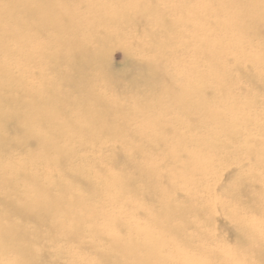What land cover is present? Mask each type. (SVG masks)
Here are the masks:
<instances>
[{
    "label": "bare ground",
    "instance_id": "obj_1",
    "mask_svg": "<svg viewBox=\"0 0 264 264\" xmlns=\"http://www.w3.org/2000/svg\"><path fill=\"white\" fill-rule=\"evenodd\" d=\"M164 2V0H4V4L0 3V151L4 152L0 155V201L1 192H5L7 187L15 189L16 192L20 190L12 183L16 178L20 180L26 177L29 182H33L27 189L25 188L27 197L30 198H20L8 203V208L4 210L5 214H0V257L14 253L18 258L13 260V264H26L27 259L31 258L29 243L32 240L39 241L41 236L40 232L36 231L33 237L29 238L25 223L12 222V213L14 216H20L24 221H33L41 226L47 225L56 213L69 217L73 221L71 227L76 229L80 228L84 220L97 224L95 220L97 213L91 209L86 216L79 213V209L84 205V199L95 196L97 187L90 184L88 180H84L82 173L78 170L70 172L77 188L72 197L76 202L72 211L62 204V210L56 212V204L59 202L52 196L44 201L40 199L42 192H50V189L39 187V171L42 169L46 171L45 168L52 170L53 165L58 166L64 161L60 154L61 149L55 143L63 141L67 147H70V143L72 145L77 139L75 136L77 132L79 142L83 144L94 142L91 136L100 133L117 135L127 127L146 121L150 112L162 105L164 100L165 103L172 102L170 105L172 111L164 109L162 112L165 113L175 110L173 106L175 100L178 105L181 104L179 109L188 115L186 117L189 125H185L187 133L191 129L189 126L195 124L200 131H202L201 127H209L210 135L216 136V138H210L208 134L203 137L197 136L199 139L197 143H202L200 146L197 144L196 151L199 155L188 153L189 161L182 166L184 169L182 177L186 182L195 181L197 176L202 181L216 176L217 162L203 157H212L217 153H225L227 158L232 155L247 157L255 168L264 167V142L261 141L263 139L258 140L257 135L252 133L253 130L258 135L262 133L261 127L264 123L262 124L261 116L258 113H252L246 117L241 112L240 114L244 115L241 118L238 112L231 111V117L228 118V115L225 116L223 111H220L219 106L213 109L216 106L201 105L200 102L205 98L203 94L197 99L201 88L210 86L218 90L219 87L223 89L227 83L231 84V79L224 75V66L221 63L232 64L238 54L241 58L254 59L259 64L262 62L260 51L253 48L245 50L243 45L248 39L246 34L254 30L256 22L260 20L264 24V0H203L196 8L187 5V0H175L171 3L172 6L165 5L164 10L161 11L160 6ZM206 2H209L208 5L204 4ZM156 3L160 9L147 12L155 8ZM207 6H213L210 9L211 12ZM176 9H180L187 15L186 19L183 17L184 23L187 19L192 20L188 14L199 15L193 21H198L200 27L202 12L208 14L209 11L212 15H216L221 11L214 20L218 28L217 32L222 35V38L234 39L230 55L221 53L222 47L229 45L222 42L221 37L214 38L210 42L208 38L199 36L193 44L195 61L186 70L185 75L182 74L179 77L176 75L174 82L164 75L162 70L165 66L163 67L159 61L150 62L145 59V65L140 68H136L131 63L126 81L133 82L134 88H138V83L141 82L144 88L137 92L128 91L131 94V105L125 107L124 99L118 98L115 91V87H118L120 82L123 83V72L114 71L110 64L104 63L108 52L105 42L109 40L111 43L115 39H122L120 31L124 27L135 29L136 26L147 23L161 24L158 22L165 21L166 17L174 14ZM222 18L225 19L224 22ZM26 19L29 20L32 31L30 55L27 53L26 31H20L21 28H26ZM256 34L254 33L251 37ZM44 35L45 39L42 40ZM161 38L163 37H152L148 43L144 45L138 43L135 47H132V44V48L127 49L129 59L135 54V50L137 53H145V57L149 51H164L167 48V41ZM14 40L19 43L16 48H12L11 51L3 49L7 43ZM250 42L254 44V40ZM185 44L181 42L180 46ZM172 48L171 46L170 50ZM215 53H217L216 58L210 61V54ZM10 54L16 57V60L10 59ZM37 56L41 58H36ZM202 61L208 64L207 74L211 76L210 80H207L206 74L201 71ZM54 75L58 77V86L46 91L43 83ZM188 77L191 78L190 85H186ZM2 79L5 82L2 83ZM222 93L225 92L218 90L216 93L218 100L223 98ZM158 117L161 119L162 115L159 114ZM151 121L152 119L146 123L151 124ZM249 123H252L251 129H249ZM236 124L245 125L246 130L236 131ZM11 133L16 135L11 136ZM147 134L154 135V129L149 127ZM224 135H230L232 139L238 136L241 140L231 141L236 144L235 146L226 145L225 143L231 142L222 141L221 137ZM32 139L37 143L38 152H23L19 159V163H29L28 167H12L11 164L14 162L12 149L24 150L25 145L27 146L28 141ZM73 151L74 149L70 152ZM43 156H52L56 162H42ZM201 159L206 162H202ZM209 160L213 162L208 163ZM26 171L31 173L32 179ZM168 181L166 176L154 175L150 186L152 188L160 186L167 191L172 183ZM120 183L121 192H137L133 186V178H125V181ZM251 184H256V181L252 180ZM104 185H106L105 182ZM31 191H33L32 194H30ZM193 195L194 200H200L197 193ZM190 199L193 198L190 196L183 199L185 202L180 205L162 202L166 210L157 214L168 223L181 219L183 225L180 223L176 226L179 228L172 230L165 229L157 223L156 225L162 228L159 233L179 236V232L183 231L184 226L187 225H185L187 220L185 221L184 217L192 213L200 225L199 237L208 242L211 239L213 242L219 241L221 235L216 231L212 232L209 228L210 216L203 214V210L207 207L196 205L195 208L188 209L187 203L193 202L189 201ZM251 200L259 203L260 206L264 205V187L261 188L259 195L252 197ZM114 202L119 203L120 199ZM209 207H214L216 210L218 203L215 201ZM99 210L102 212L101 209ZM113 215L116 216V214ZM113 215L109 216L113 217ZM232 219L236 224L246 228L244 235L238 234L235 237L236 245L246 249L245 254L237 258L248 263L264 264V233L256 235L249 228L251 225L255 227L256 221L249 220L248 226H244L239 215L233 216ZM111 220L115 225L113 228L108 230L97 224L99 233L93 234L108 240L112 238L121 264H171L173 262L161 256V251L165 247L164 243L154 240L153 236L147 233L139 237L138 229L136 233L139 238H134L131 236L133 230L130 227L128 228L132 232L124 241L113 231L118 229L122 220L120 218L118 220L111 218ZM95 230L96 227L93 226L91 232ZM68 232L66 230L65 233L68 237L76 235ZM192 239L193 237L189 241ZM209 244L205 243L203 247L198 248L209 254L211 258L221 256L216 249L209 247ZM107 258H103L104 262L108 261ZM36 263L34 261V264ZM191 264H199V261L193 259Z\"/></svg>",
    "mask_w": 264,
    "mask_h": 264
},
{
    "label": "rangeland",
    "instance_id": "obj_2",
    "mask_svg": "<svg viewBox=\"0 0 264 264\" xmlns=\"http://www.w3.org/2000/svg\"><path fill=\"white\" fill-rule=\"evenodd\" d=\"M164 1V4L160 6L161 11L164 10L163 6L171 5L172 2H175V0ZM202 1L187 0V5L196 8ZM0 3L4 4V0H0ZM208 3L204 4L208 5ZM212 7L207 6L209 11ZM160 8H158L156 3V7L149 9L147 12L152 10L158 11ZM200 11L202 12V10ZM209 11L208 14L202 12L200 19L202 20L201 27L198 25V21H193L199 15L187 13L192 20L187 19V22L185 21L184 23L183 17L186 19L187 15L180 9H176L174 10L175 13L169 14L165 21L158 22L161 24L153 25L147 23L138 27L136 26L135 29H125L126 27H124L120 31L121 36H123L122 39H115L111 43L109 40L105 42L108 52L104 63L110 64L114 71L123 72V83L120 82L118 87H115L116 85L114 87L117 93L116 96L124 99L125 107H130L131 105V94L128 91L137 92L139 89L144 88L140 84L141 82L138 83V88H134L132 87L133 82L126 81L131 63L136 68H140L145 65V59L150 62L159 61L165 68H158H163L164 75L174 82L176 75L178 77L182 74L185 75L186 70L195 61L196 57H193L195 50L193 44L199 36L208 38L210 42L214 38L221 37L222 42L229 44L222 47L221 53L230 55L234 39L226 40L225 37L222 38V35L217 32L218 28L214 20L221 11L216 15H212L211 11ZM221 20L225 21L224 18ZM28 21L26 19V28H21L20 31H26L28 42L27 53L30 55L32 50L30 43L32 31ZM254 33L257 34L251 37ZM246 35L248 39L244 41L243 48L245 50L253 48L256 51H260L259 54L262 62L259 64L254 59H244L238 54L236 60L232 61V64L221 63L224 66V75L231 79V84L227 83L223 89L218 88L220 92H225L222 93L223 98L218 100L216 98L217 88L215 87L214 89L208 86L198 91L197 99L204 95L205 98L201 102L198 100L201 105L216 106L213 109L219 106L221 108L220 111H223L225 116L228 115V118L231 117V111L238 112L241 118L244 117L243 114H240L241 112L246 117L252 113H258L262 118L263 124L264 24L258 20L254 25V30H250ZM152 37H163L161 39L167 41V48L164 51H149L146 57L144 56L145 53H141L140 51H138L140 53H137L135 50V54L129 59L130 56L127 49L135 47L138 43L144 45ZM42 38L44 40L45 35ZM251 40H254V44L250 42ZM181 42L186 44L180 46ZM18 44L14 40L7 43L3 49L11 51ZM132 44L133 46L131 47ZM171 46L173 48L170 50ZM216 55L217 53L210 54L209 60L214 61ZM9 58L16 60V57L12 54H10ZM36 58L41 57L37 56ZM191 68L193 71L194 67L192 66ZM207 69V62L202 61L201 71L206 74V79L210 80L211 76L207 74ZM110 74L112 75V73ZM58 81V77L54 75L44 81L43 87L46 91L54 89L58 86ZM1 82L3 83L5 80L2 79ZM190 83L191 78L188 77L186 85H190ZM112 84L114 85V82ZM171 104L172 102L165 103L164 100L162 105H157L158 107L150 112L154 116L149 114V118L146 121L136 123L132 127H127L117 135L112 136L100 133L99 135L91 136L94 142L90 141L83 144L79 142V133L77 132L75 136L78 140L76 139L72 145L68 142L70 143V147H67V144L63 141L55 143L56 146L60 147V154H62L64 161L58 166L53 165L54 169L52 170L45 168L46 171L43 169L39 171V187L50 189V192H42L40 199L44 201L52 196L53 199L59 202L56 204V212L62 210V204L72 211L76 203L72 197H74L77 188L70 172L78 170L82 173L84 180H88L90 184L97 187L95 188L97 191L95 196L84 199V205L79 209V213L86 216L88 210L91 209V211L97 213V215L95 214L97 224L108 230L115 226L112 224L111 218H116L117 220L120 218L122 221L118 229L113 231L124 241L132 232L128 228L130 227L133 230L131 236L134 238H139L144 233H147L153 236L154 240L164 243L165 247L161 251V256L172 260L171 264H191L193 259L199 261V264H253L240 261L237 258L239 255H244L246 249L236 245L235 237L238 234L244 235L243 233H246V228L236 224L232 218L235 215H239L243 220L244 226H248L247 222L249 220L256 221L254 222L255 227L251 225L249 228L256 235H260L261 232L264 233V212H262L264 205L260 206L259 203H254L251 200L252 197H257L261 188L264 187V167L255 168L247 157H235L232 155V157L227 158L225 153H217L212 157H203L204 159L209 158L217 162L216 176L208 178L206 181H202L197 176L195 181L186 182L182 177V173L184 172L182 166L189 161L188 153L192 152L194 155H199V152L196 151L197 144L200 146L202 143H197L199 140L197 136L203 137L206 134L210 138H216V136L210 135L211 129L209 127H201L202 131H200L195 124L189 126L191 129L187 133L185 125H189L186 117L188 115L181 112L182 110L179 109L180 103L178 105L175 100V103H173L175 110L173 109V112H162L164 109L172 111ZM159 114L162 115L161 119L158 117ZM151 119V124H147ZM244 126L236 124L235 130H246ZM248 126L251 129L252 123H249ZM149 127L154 129V135L149 136L147 134ZM261 130L262 133L259 135L254 130L252 133L257 135L258 140L261 138L263 139L261 141L264 142V126L261 127ZM15 135L11 133V136ZM221 140L237 142L241 139L238 136H234L232 139V136L224 135L221 137ZM234 142L225 144L235 146ZM203 147L207 148L208 146ZM73 149L74 151L70 152ZM23 152H38L36 141L33 139L29 140L24 150L12 149L14 160L11 164L12 167H28L29 163H19ZM2 154L4 152L0 151V155ZM52 156H43L41 160L47 163L56 162ZM201 161L206 162L203 159ZM207 162L212 163L213 161L209 160ZM26 172L32 179L31 173L29 171ZM154 175L166 176L167 181L172 182L170 189L166 191L160 186L152 188L150 181H152V176ZM125 178L134 179L133 186L137 190L136 193H130L129 191L121 192L120 182L125 181ZM252 180H255L256 184L252 185ZM104 182L106 185H104ZM12 183L15 188L19 187L20 190L16 192L15 189L7 187L5 192H1L0 214L2 215L5 214L4 210L8 208V203L20 198H30L27 197L26 189L33 182H29L25 177L20 180L16 178ZM32 193L33 191L30 194ZM192 193H197V196H200V200H194ZM190 196L193 199L189 201L193 202L187 203L189 205L188 209L195 208L196 205L207 207L203 210V214L210 216L209 228L212 232L215 233L216 231V233L218 232L221 235L219 241L213 242V239H211L208 242L199 237L200 233L198 229L200 225L196 222V218L192 213L184 217L185 221L187 220L185 225H190L188 227L187 225L184 226L183 231L179 232V236L162 235L159 233L162 228L156 225L157 223L165 227V229L170 228L172 230L179 228L176 226H179L180 223L183 225L181 219L172 220L168 223L157 214L166 210L162 202L180 205L185 202L183 199H187ZM118 199H120V202L115 203L114 201ZM211 200L212 202H210ZM215 201L218 203L216 210L214 207H209ZM254 208L256 210H253ZM113 214H116V216ZM109 215H113V217ZM11 220L17 224L25 223L29 238H32L36 231H39L41 234L39 241L32 240L29 243L28 249L31 258L27 259L26 264H34V261L37 262L36 264H121L119 256L116 253L117 251L114 249L112 238L110 237V240H108L100 237V235L93 234L99 233L96 223L84 220L80 228L76 229L71 227L73 221L67 216H61L60 213L52 216L49 223L43 226L33 223V221H24L20 216H14V213H12ZM93 226L96 227L95 232H91ZM137 229L139 237L136 233ZM66 230L76 235L68 237L65 235ZM192 237L193 239L189 241ZM205 243H210L209 247L216 249V252L221 256L211 258L209 254L204 253L203 250L198 248L203 247ZM6 255L8 256L0 257V264H13V260L18 258L14 253ZM104 257H108V261L104 262ZM160 259L162 260L163 258Z\"/></svg>",
    "mask_w": 264,
    "mask_h": 264
}]
</instances>
